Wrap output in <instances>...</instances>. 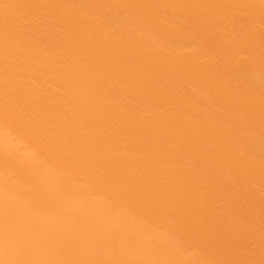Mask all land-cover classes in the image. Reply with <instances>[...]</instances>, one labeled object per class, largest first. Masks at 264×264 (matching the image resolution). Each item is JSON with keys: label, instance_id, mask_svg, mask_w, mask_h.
I'll return each mask as SVG.
<instances>
[{"label": "bare ground", "instance_id": "obj_1", "mask_svg": "<svg viewBox=\"0 0 264 264\" xmlns=\"http://www.w3.org/2000/svg\"><path fill=\"white\" fill-rule=\"evenodd\" d=\"M0 264H264V0H0Z\"/></svg>", "mask_w": 264, "mask_h": 264}]
</instances>
